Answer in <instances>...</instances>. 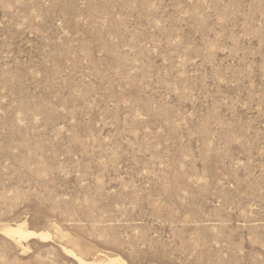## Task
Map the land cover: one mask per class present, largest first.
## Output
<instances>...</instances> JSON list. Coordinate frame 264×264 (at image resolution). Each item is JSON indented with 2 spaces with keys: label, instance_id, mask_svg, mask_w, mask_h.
<instances>
[{
  "label": "rangeland",
  "instance_id": "374dc122",
  "mask_svg": "<svg viewBox=\"0 0 264 264\" xmlns=\"http://www.w3.org/2000/svg\"><path fill=\"white\" fill-rule=\"evenodd\" d=\"M64 247L264 264V0H0V264Z\"/></svg>",
  "mask_w": 264,
  "mask_h": 264
},
{
  "label": "bare ground",
  "instance_id": "6f19581e",
  "mask_svg": "<svg viewBox=\"0 0 264 264\" xmlns=\"http://www.w3.org/2000/svg\"><path fill=\"white\" fill-rule=\"evenodd\" d=\"M2 232L11 238L21 241H27L31 238H38L42 240L49 239L51 237L50 233L47 231H35L29 229L26 226V222H17L15 225H8L1 228ZM17 242V241H16ZM24 247V246H23ZM67 253L71 254L78 264H129L127 260L119 255H97L91 258H84L74 252L72 249H67L64 247Z\"/></svg>",
  "mask_w": 264,
  "mask_h": 264
}]
</instances>
